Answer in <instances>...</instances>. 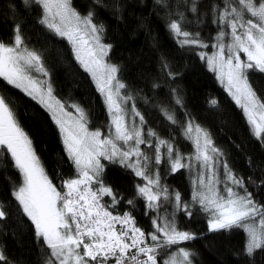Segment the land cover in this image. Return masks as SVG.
I'll list each match as a JSON object with an SVG mask.
<instances>
[{
  "label": "snow or ice",
  "instance_id": "snow-or-ice-1",
  "mask_svg": "<svg viewBox=\"0 0 264 264\" xmlns=\"http://www.w3.org/2000/svg\"><path fill=\"white\" fill-rule=\"evenodd\" d=\"M24 3L40 9L39 22L69 41L76 60L91 74L104 96L111 119L109 132L104 135L99 129L88 128L86 113L78 105H72L78 114L75 117L66 110L65 104L53 96L51 85L45 88L46 82L32 75L33 71L44 76L48 73L42 56L25 46L19 25L10 43L0 41V77L47 109L59 126L76 169V176L62 180L57 188L13 110L0 97V149L11 155L22 177L13 196L34 225L36 237L49 251L46 264H160L158 257L163 250L194 239L192 233L178 228L174 213L171 218L157 215L152 220L154 230L147 233L137 226L130 212L114 214L123 198L105 184L102 160L118 161L143 179L145 183L136 186V195L146 202L148 210L159 213L163 203H174L176 209L183 208L188 216L192 212L180 193H171L162 186L159 173H151L148 165L153 159L156 165L164 161L176 172L191 168L194 160L205 171L198 172L192 200L210 215L209 230L242 229L246 233L247 254L264 249V205L252 199L243 179L236 177L226 163L221 191L216 171L221 153L204 129L191 122L185 126V135L195 146L194 156L187 157L185 163L186 158L170 141L161 139L152 129L145 132L144 117L135 105L129 123V111L124 104L131 97L121 96L125 85L117 79V66L105 61L110 45L102 42L103 26L93 23V14L82 16L72 0H24ZM190 10L197 12L196 0H192ZM213 15V23L218 25L216 43L212 45L216 51L212 55L201 52L200 58L206 60L209 69L243 109L254 135L264 140V102L248 79L249 70L264 73V0H223L222 7L213 8ZM180 18L184 19L183 13ZM169 28L181 46L208 47L199 39V33L184 30L179 20H172ZM176 103H181L179 98ZM164 111L169 121L177 123L173 114ZM141 145L153 148L154 157L145 153ZM161 149L165 151L162 153ZM236 187L243 189V194ZM105 197L110 201L105 202ZM126 202L133 207L136 203L135 199ZM5 215L0 208V219ZM190 255L184 247H177L167 253L163 264H192ZM0 262L9 264L2 251Z\"/></svg>",
  "mask_w": 264,
  "mask_h": 264
},
{
  "label": "trees",
  "instance_id": "trees-1",
  "mask_svg": "<svg viewBox=\"0 0 264 264\" xmlns=\"http://www.w3.org/2000/svg\"><path fill=\"white\" fill-rule=\"evenodd\" d=\"M191 4L192 0H72L77 12L82 16L91 12L93 23L103 26L102 42L110 45L106 61L117 66V79L125 85L122 95L131 97L128 104L135 105L144 117L145 132L154 130L186 157L193 154L194 145L185 135V126L189 122L200 126L221 153L217 157L220 168L226 163L236 177L243 179L252 199L264 205V140L254 135L243 110L200 58L203 49L181 46L169 28L172 20H179L184 30L199 33V39L208 45L204 50H210L218 31V25L213 23V8L222 7L223 0H196L197 12L190 10ZM40 19L41 10L26 5L24 0H0V41L10 43L19 25L25 46L42 56L53 96L68 111L73 109L72 105H78L86 113L88 128L99 129L106 135L109 117L104 97L76 60L69 41L42 25ZM248 79L264 102V73L249 70ZM0 97L13 110L57 188L62 180L75 177V166L51 114L2 77ZM177 98L180 104L176 103ZM212 100L216 103L212 104ZM164 110L173 114L177 123L169 121ZM149 150L154 157L153 148ZM102 163L105 184L123 198L114 214L130 212L137 226L147 233L154 230L152 220L157 215L171 218L174 213L178 228L194 235L192 240L163 250L158 257L160 264L177 247L189 251L192 264H264V249L247 254L246 233L242 229L209 230L211 217L192 200L187 167L172 172L169 163L162 161L156 165L153 159L149 169L151 173H159L161 185L169 192L180 193L191 216L183 208L176 209L174 203H163L159 213L148 210L146 202L136 195V186L145 183L143 179L118 162L102 160ZM21 180L11 155L0 149V208L6 213L0 219V251L9 264H46L49 251L36 237L34 225L13 196ZM236 189L243 194V189ZM129 199H135L134 207L127 204ZM109 201L105 197V202Z\"/></svg>",
  "mask_w": 264,
  "mask_h": 264
},
{
  "label": "rangeland",
  "instance_id": "rangeland-1",
  "mask_svg": "<svg viewBox=\"0 0 264 264\" xmlns=\"http://www.w3.org/2000/svg\"><path fill=\"white\" fill-rule=\"evenodd\" d=\"M216 42H214L213 44H215ZM212 44V45H213ZM212 45H211V48H210V50H208V51H205L204 49H206V48H201V47H198V46H196V47H198V48H201V49H203V50H201V52H205V53H207L208 55H212V53L213 52H215L216 51V49L214 48V47H212ZM242 58H244L243 57V54H242ZM105 61H106V57H105ZM107 62V61H106ZM205 62H206V60H205ZM206 64H207V62H206ZM208 66V65H207ZM209 68V67H208ZM215 73V72H214ZM90 74V73H89ZM32 75L35 77V78H37L38 80H40V81H42V82H46V84H44V87L46 88L47 87V85H49L48 84V81H47V77L46 76H44V75H42L41 73H36L35 71H33L32 72ZM215 75H216V77H217V74L215 73ZM90 76H91V74H90ZM92 77V76H91ZM3 78V77H2ZM93 79V78H92ZM218 79V78H217ZM94 81V80H93ZM218 81H219V83L221 84V82H220V80L218 79ZM95 82V81H94ZM95 84H96V82H95ZM222 86H223V88L226 90V88H225V86L223 85V84H221ZM96 86H97V84H96ZM20 90H22V89H20ZM122 90V89H121ZM23 91V90H22ZM227 91V90H226ZM24 92V91H23ZM228 92V91H227ZM26 93V92H25ZM27 94V93H26ZM230 95V94H229ZM103 96V95H102ZM121 96H123L122 95V91H121ZM231 96V95H230ZM104 97V96H103ZM232 97V96H231ZM233 98V97H232ZM104 100H105V98H104ZM234 100V99H233ZM37 101V100H36ZM235 101V100H234ZM105 104H106V102H105ZM239 106V105H238ZM124 107L129 111V123H131V115H132V113H131V109H132V106L130 105V104H128V102L126 103V104H124ZM240 107V106H239ZM106 108H107V105H106ZM241 108V107H240ZM242 109V108H241ZM47 110V109H46ZM243 110V109H242ZM68 111V110H67ZM68 112H70V113H72V115H73V117H75L76 115H78L77 113H76V111H75V109L73 108L71 111H68ZM107 112H108V108H107ZM243 113H244V111H243ZM245 114V113H244ZM246 116V115H245ZM108 117H109V126H110V123H111V119H110V116H109V113H108ZM246 118H247V116H246ZM136 122L137 123H139V117H136ZM249 123V122H248ZM250 125V124H249ZM58 126V125H57ZM250 127H251V129L253 130V128H252V126L250 125ZM58 128H59V126H58ZM254 133V132H253ZM108 134V133H107ZM106 134V135H107ZM62 135V134H61ZM62 138H63V136H62ZM194 145V144H193ZM141 149L145 152V153H147L150 157H152V154H151V152H150V150H149V147L147 146V145H141ZM161 151H162V153H163V149H161ZM153 152H154V149H153ZM194 154H195V146H194V152H193V154H191V155H188V156H186L185 158V163H187V157H189V156H194ZM118 162V161H117ZM119 163V162H118ZM150 166V163H149V165H148V167ZM188 168V167H187ZM189 169V174H190V179H191V185H192V191H194V189H195V184H194V181L196 180V178H197V175H198V172H200V171H205V170H203V169H201L200 167H199V165L193 160V166L191 167V168H188ZM131 170V169H130ZM216 171H217V174H218V177H219V179H220V183L218 184V187L221 189V191H223V189H224V179H225V169L224 168H220V166H219V163H218V161H217V164H216ZM231 186V185H230ZM235 190L237 191V189L235 188ZM238 192V191H237ZM175 251V250H174ZM167 259V258H166Z\"/></svg>",
  "mask_w": 264,
  "mask_h": 264
}]
</instances>
